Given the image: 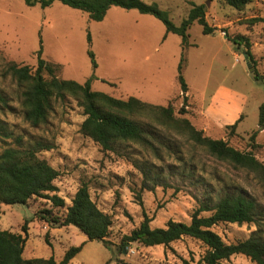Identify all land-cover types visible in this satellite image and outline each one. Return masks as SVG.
I'll return each instance as SVG.
<instances>
[{
    "label": "rangeland",
    "instance_id": "374dc122",
    "mask_svg": "<svg viewBox=\"0 0 264 264\" xmlns=\"http://www.w3.org/2000/svg\"><path fill=\"white\" fill-rule=\"evenodd\" d=\"M143 2L156 3L175 25L187 17L192 4H206V20L216 31L204 35L197 23L188 30L190 47L184 52L183 67L188 98L186 114L181 117L188 119L204 136L223 140L240 151H252L264 165V125L258 126L259 106L264 101V23H253L255 19H264V0H251L242 10L218 0ZM88 34L97 63L95 70L87 54ZM239 35L250 43L252 72L243 60L245 50L227 40ZM40 40L42 58L59 66L60 78L83 84L94 76L93 91L122 99L132 96L156 106H166L180 93L177 82L182 52L180 38L166 35L163 24L154 17L111 7L102 21L95 22L59 2L42 9L27 7L21 0H0V94L8 103L0 110L2 125L14 139L21 138L23 144L41 141L52 146L50 150L40 151L38 157L58 172L54 184L65 207L70 205L79 186L86 183L93 202L112 220L108 238L112 245L106 248L99 241H88L73 226L59 229L57 225L45 224L37 213L44 216L40 213L49 210L54 219L64 213V208L53 209L45 200L31 199L29 206L3 205L0 230L20 233L26 222L25 260L53 257L59 262L67 249L83 244L70 264H183V260L197 264L204 248L189 238L167 248L132 243L122 250L120 240L139 226L142 210L152 219L151 229H165L169 220L189 224L200 201H214L226 193L252 198L261 214L256 223L216 226L214 231L226 244L246 240L259 227L264 229V182L249 171L210 158L182 135L156 126V134L167 148L166 151L159 148L161 161L138 145H126L116 153L103 151L80 133L84 117L72 97L53 100L45 124L32 127L26 122L20 105L21 88L3 74V69L8 62L34 69ZM254 75L259 77L258 81ZM220 87L235 89L246 97L243 118L234 135L226 125H217L203 114ZM182 104L181 98L173 102L176 116ZM253 133L254 144L259 147L252 146L249 136ZM14 139L0 137V152L14 148ZM141 170L149 178L158 176L164 183L153 191L140 193L143 209L137 198L143 181ZM225 264L255 263L237 255Z\"/></svg>",
    "mask_w": 264,
    "mask_h": 264
},
{
    "label": "trees",
    "instance_id": "16d2710c",
    "mask_svg": "<svg viewBox=\"0 0 264 264\" xmlns=\"http://www.w3.org/2000/svg\"><path fill=\"white\" fill-rule=\"evenodd\" d=\"M27 7L39 6L42 9L50 7L54 2L78 10L87 15L90 21H102L111 7L124 10H136L142 15H149L161 22L166 35L173 34L180 38L181 57L177 67V82L179 95L167 103L166 106H156L145 103L135 97L126 99L115 98L108 94L93 91L91 76L85 83L80 84L73 80L62 79L58 76L59 66L45 61L42 58V42L36 52V67L20 66L8 62L3 74L14 80L21 88L20 105L24 119L32 127H39L48 120L53 100H64L72 97L82 109L83 121L80 133L96 143L103 151L117 152L118 148L126 145H138L143 150L151 152L157 160H162L161 150L167 148L160 142L156 134V126L166 131H172L184 136L188 142L202 148L206 154L219 162L227 163L235 168L249 171L264 182V165L259 162L252 151H240L223 140L211 139L197 130L188 119L181 117L186 114L184 109L188 98V86L183 78L185 63L184 52L190 47L188 30L193 23H197L204 35H211L216 28L210 26L206 20V4H192L187 17L179 25H175L166 11L159 8L156 3L146 4L143 0H21ZM212 2L214 0H208ZM229 7L242 10L251 0H218ZM263 22V18L253 20V23ZM227 40L238 48H243L253 64L250 52V43L244 36L228 37ZM88 50L92 68H97L94 53L92 52L91 37L87 35ZM254 80L259 77L254 75ZM113 85V84H112ZM182 99V106L176 116L173 102ZM8 103L0 94V110ZM239 119L226 128L232 135L235 134ZM264 125V101L259 106L258 126ZM0 137L13 138L0 121ZM256 134L249 136L253 147ZM14 148H5L0 152V215L1 207L25 205L29 206L31 199H42L50 203L51 208H64L61 218H52V212L45 210L39 216L45 224L57 225L58 228L73 226L83 233L88 241H99L109 248L108 242L112 230L111 217L101 211L90 197L88 185L82 183L71 199L69 206L64 205L63 199L57 196L54 184L58 172L45 160L38 157L40 151L51 149V145L36 141L23 144L21 138L14 139ZM154 142V143H153ZM155 143H158L157 145ZM143 181L137 194L139 205L142 208L140 193L153 191L156 187L164 186L162 180L155 176L149 178L141 170ZM208 213L209 216H202ZM260 209L252 198L241 193H226L216 200L203 199L198 208L190 216V223L185 224L169 220L165 229H151V218L142 210V221L128 235L120 240L119 248L122 250L132 243L145 247L163 246L183 238L199 242L204 248L197 264H225L231 257L241 255L255 264H264V229L258 228L243 241L226 244L214 231L219 224H251L260 219ZM37 220V219H35ZM28 238L26 222L20 233L9 230H0V264H70L71 260L81 251L80 246H71L65 251L62 259L56 262L53 257L48 259L23 258V251ZM183 264H190L183 260Z\"/></svg>",
    "mask_w": 264,
    "mask_h": 264
},
{
    "label": "crops",
    "instance_id": "0c3cea01",
    "mask_svg": "<svg viewBox=\"0 0 264 264\" xmlns=\"http://www.w3.org/2000/svg\"><path fill=\"white\" fill-rule=\"evenodd\" d=\"M245 102L246 97L242 93L232 88L220 87L211 97L209 104L203 110V114L207 120L214 121L217 125H231L240 117Z\"/></svg>",
    "mask_w": 264,
    "mask_h": 264
},
{
    "label": "water",
    "instance_id": "95a60500",
    "mask_svg": "<svg viewBox=\"0 0 264 264\" xmlns=\"http://www.w3.org/2000/svg\"><path fill=\"white\" fill-rule=\"evenodd\" d=\"M243 60H244V63L248 69L249 72H252V64L250 63L249 61V57L246 53L243 52Z\"/></svg>",
    "mask_w": 264,
    "mask_h": 264
}]
</instances>
